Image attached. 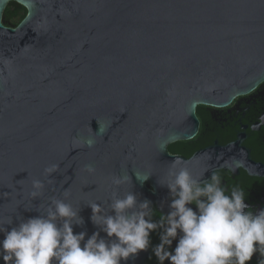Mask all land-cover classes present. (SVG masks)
Listing matches in <instances>:
<instances>
[{"label":"water","instance_id":"1","mask_svg":"<svg viewBox=\"0 0 264 264\" xmlns=\"http://www.w3.org/2000/svg\"><path fill=\"white\" fill-rule=\"evenodd\" d=\"M9 1L27 8L17 27L3 23ZM263 81L264 0H0V220L14 226L67 190L84 219L74 232L90 236L86 205L107 207L114 177H130L121 195L156 202L177 157L194 176L209 168L205 179L248 166L240 138L190 158L168 145L196 136L199 105L226 106ZM35 179L45 189L32 200Z\"/></svg>","mask_w":264,"mask_h":264},{"label":"clouds","instance_id":"2","mask_svg":"<svg viewBox=\"0 0 264 264\" xmlns=\"http://www.w3.org/2000/svg\"><path fill=\"white\" fill-rule=\"evenodd\" d=\"M92 143L88 141L89 147ZM183 163L177 157L166 181H158L171 197L166 214L154 218L153 202L139 199L134 191L121 195L119 186L130 177L117 176L112 179L114 187L105 202L107 207L100 202L86 205L97 227L90 236L86 231L74 232V226H82L84 219L81 207L68 202L65 190L60 197L53 195L38 206V215H15L18 223L14 226V216L0 220L4 235L0 257L5 264H121L151 247L158 264L166 260L170 264H247L254 254H258V264H264V208L253 211L245 203L244 190L226 187L218 172L211 171L210 178L205 179L210 171L205 168L197 177L180 166ZM58 167L52 164L44 169L49 184ZM85 167L95 172L92 165ZM137 179L143 182L148 176L141 179L137 175ZM44 189V181L33 180L31 199L43 196ZM193 204L196 210L190 206ZM153 232L159 237L155 245ZM174 240L178 242L173 250Z\"/></svg>","mask_w":264,"mask_h":264},{"label":"flooded vegetation","instance_id":"3","mask_svg":"<svg viewBox=\"0 0 264 264\" xmlns=\"http://www.w3.org/2000/svg\"><path fill=\"white\" fill-rule=\"evenodd\" d=\"M27 15V8L16 2L9 1L3 11V23L8 27H17ZM197 116L200 126L196 136L190 140L173 142L172 148L168 150L171 154L192 157L196 152L208 146L218 144L226 146L241 139L243 145L249 151L248 166L222 167L214 171L222 177V182L229 189L239 186L245 192V203L253 211L264 208V172L260 171L264 167V81L260 83L252 92L235 97L226 106L201 105ZM193 140V141H191ZM190 141V142H189ZM250 163V164H249ZM152 190H155L150 186ZM171 197L162 193L153 207L156 209L158 218L163 213H167ZM194 210L196 206L190 205ZM152 244L159 243L156 232L151 234ZM177 240L173 241L171 249L174 250ZM146 264H158L151 247L146 259ZM164 264H170L168 260ZM247 264H258V254H254Z\"/></svg>","mask_w":264,"mask_h":264},{"label":"trees","instance_id":"4","mask_svg":"<svg viewBox=\"0 0 264 264\" xmlns=\"http://www.w3.org/2000/svg\"><path fill=\"white\" fill-rule=\"evenodd\" d=\"M201 107H203V106L199 105V106L197 107L196 113H198V111H200ZM191 141H193V140H191ZM176 142H177V141H176ZM189 142H190V141H189ZM172 145H173V144H171V145L169 146V148H172Z\"/></svg>","mask_w":264,"mask_h":264}]
</instances>
